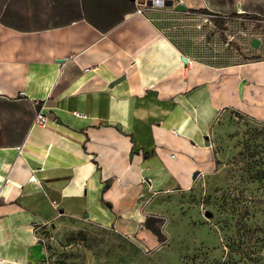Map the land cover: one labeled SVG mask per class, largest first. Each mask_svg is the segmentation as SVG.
Wrapping results in <instances>:
<instances>
[{"label": "crops", "instance_id": "1", "mask_svg": "<svg viewBox=\"0 0 264 264\" xmlns=\"http://www.w3.org/2000/svg\"><path fill=\"white\" fill-rule=\"evenodd\" d=\"M152 1L22 0L0 22V264H46L41 230L68 220L156 242L139 229L158 196L215 169L219 115L264 119V58L184 54ZM162 1L216 17L210 0ZM233 3L264 20V0Z\"/></svg>", "mask_w": 264, "mask_h": 264}, {"label": "rangeland", "instance_id": "2", "mask_svg": "<svg viewBox=\"0 0 264 264\" xmlns=\"http://www.w3.org/2000/svg\"><path fill=\"white\" fill-rule=\"evenodd\" d=\"M162 7L170 14L156 17L181 50L210 63L264 58L263 19L251 14L226 15V43L222 31L212 26L214 17ZM253 39L263 41L259 49L251 46ZM209 142L215 169L198 175L191 191L156 198L151 217L158 219L160 238L150 231L156 242L87 219L68 220L41 230L44 262L264 264V119L229 109L214 123ZM144 228L146 224L139 231Z\"/></svg>", "mask_w": 264, "mask_h": 264}, {"label": "trees", "instance_id": "3", "mask_svg": "<svg viewBox=\"0 0 264 264\" xmlns=\"http://www.w3.org/2000/svg\"><path fill=\"white\" fill-rule=\"evenodd\" d=\"M210 2L212 4V7H214L216 9V11H214V15H216L215 26L222 31L221 38L223 39V41L226 43H229L224 36V31L227 30V26H226V22H225V16L227 14L228 15L234 14V13L228 12L231 9L232 5L234 4L233 0H210ZM17 5H19V6H17ZM21 5H22V0H0V22H3L4 19L9 15V13L11 11L15 10V8H14L15 6L21 7ZM254 6L255 5L251 6L252 10H257L261 14H264V6H261V5L256 6V7H254ZM245 8L248 9L249 7L245 6ZM189 12L191 14H207V15L213 14L207 10H190ZM175 44H176V42H175ZM181 51L186 55L195 57V56L191 55L190 53H187L183 50H181Z\"/></svg>", "mask_w": 264, "mask_h": 264}, {"label": "water", "instance_id": "4", "mask_svg": "<svg viewBox=\"0 0 264 264\" xmlns=\"http://www.w3.org/2000/svg\"><path fill=\"white\" fill-rule=\"evenodd\" d=\"M131 1H135V0H131ZM170 5L172 6L173 4L170 3ZM175 10L178 12H187V8L186 6L179 4L175 7ZM251 46L255 49H259L261 46V41L259 39H253V41L251 42ZM183 60L185 62H187V59L183 58ZM63 62V61H61ZM122 80H124V77L119 79L118 81L112 83L111 87H114L116 84L120 83ZM242 88H243V84H241L240 87V93L242 94ZM210 142L207 141V146H210ZM197 175H195L196 177ZM207 217H211V214L209 212L206 213ZM146 229L150 230L152 233H154L157 237L160 238L161 235V231L158 228V219L156 217H151L146 221Z\"/></svg>", "mask_w": 264, "mask_h": 264}, {"label": "built area", "instance_id": "5", "mask_svg": "<svg viewBox=\"0 0 264 264\" xmlns=\"http://www.w3.org/2000/svg\"><path fill=\"white\" fill-rule=\"evenodd\" d=\"M152 2H153V5H155L154 1H152ZM35 124L39 125V126H42V127H46V125H47L46 116L43 113H41V112L38 113L36 115V118H35Z\"/></svg>", "mask_w": 264, "mask_h": 264}, {"label": "bare ground", "instance_id": "6", "mask_svg": "<svg viewBox=\"0 0 264 264\" xmlns=\"http://www.w3.org/2000/svg\"><path fill=\"white\" fill-rule=\"evenodd\" d=\"M154 4L156 6H158V7H160V6H163L164 5V1H162V0H154Z\"/></svg>", "mask_w": 264, "mask_h": 264}, {"label": "flooded vegetation", "instance_id": "7", "mask_svg": "<svg viewBox=\"0 0 264 264\" xmlns=\"http://www.w3.org/2000/svg\"><path fill=\"white\" fill-rule=\"evenodd\" d=\"M158 224H159V222H158Z\"/></svg>", "mask_w": 264, "mask_h": 264}]
</instances>
